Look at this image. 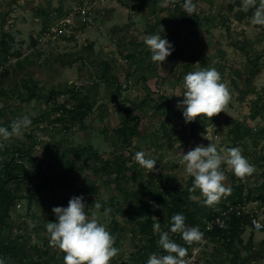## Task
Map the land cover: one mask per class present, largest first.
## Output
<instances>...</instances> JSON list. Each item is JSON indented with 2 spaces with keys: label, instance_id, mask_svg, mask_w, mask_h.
I'll list each match as a JSON object with an SVG mask.
<instances>
[{
  "label": "rangeland",
  "instance_id": "obj_1",
  "mask_svg": "<svg viewBox=\"0 0 264 264\" xmlns=\"http://www.w3.org/2000/svg\"><path fill=\"white\" fill-rule=\"evenodd\" d=\"M162 2L0 0V126L23 115L32 120L23 136L0 150V177L14 151L21 152L16 158L25 167L6 183L18 199L0 224V237L18 247L0 255L5 264H64V253L50 246L45 224L56 221L53 207H67L81 195L88 206L98 200L112 209L110 220L100 217L120 249L110 264H147L153 254L147 249L150 236L139 232L131 211L139 198L155 204L163 184L188 190L192 178L178 161L210 142L239 147L255 166L243 181L222 167L225 184L243 189L245 215L264 225V26L251 24L254 9L243 12L241 0H193L197 10L186 17L180 15L184 0H176V7ZM160 25L162 38L174 47L162 65L152 62L143 44ZM208 67L216 68L230 89L227 113L185 123L177 107L183 97L175 94L183 91L186 73ZM74 86L91 111L77 108L79 115L68 118L63 107H71L68 91ZM61 115L67 117L64 129L51 124ZM127 117L137 127L124 141L117 129ZM137 151L154 159L158 171L140 167ZM115 162L125 168H110ZM189 196L184 207L201 215L207 208L202 198ZM222 203L231 202L226 196ZM157 220L170 235L167 214ZM194 249L196 260L187 264H264V228L249 222L231 243L204 236L191 255Z\"/></svg>",
  "mask_w": 264,
  "mask_h": 264
},
{
  "label": "clouds",
  "instance_id": "obj_2",
  "mask_svg": "<svg viewBox=\"0 0 264 264\" xmlns=\"http://www.w3.org/2000/svg\"><path fill=\"white\" fill-rule=\"evenodd\" d=\"M175 2L176 0H163L161 6L167 7ZM182 7L188 16H192L197 10L193 0H184ZM251 9H254L250 18L251 24L264 26V0H241L243 12L247 13ZM163 32L164 28L160 25L155 34L143 37V44L150 52L152 62L159 65H162L174 50L173 45L166 38H162ZM182 89L183 91H177L175 96L183 97L177 102V107L182 109L185 123L194 122L200 117L211 120L222 112L227 113L232 96L216 68H201L186 73ZM31 125V118L23 115L15 118L8 127L0 126V150L6 147V141L23 136ZM204 138L209 140L207 136ZM134 160L147 173L158 171L156 161L146 158L144 151H137ZM178 163L183 166L185 175L192 178L189 193H195L197 190L200 192V197L190 195L189 199L196 201L202 198L201 203L210 208H215L221 199L232 191L231 187L225 184L227 176L222 166L226 165L242 181L256 172L255 166L243 156L239 147H218L212 142L207 146L197 145L183 153ZM52 212L56 221L47 222L45 228L50 237V246L64 253V264H110L119 254L120 249L114 246L116 236L100 220L101 216L110 220V207H103L98 200L88 206L81 195L72 197L67 207H53ZM153 218L157 221L152 227L154 234L159 235L158 246L167 254L153 253L149 256L147 264H187L188 249L170 239L169 232L162 231L157 218ZM185 221L186 217L182 213L174 214L171 217L170 232L180 234L189 246L202 245L204 233L198 226H187ZM30 226L33 225L30 223ZM0 264H5L3 258H0Z\"/></svg>",
  "mask_w": 264,
  "mask_h": 264
},
{
  "label": "trees",
  "instance_id": "obj_3",
  "mask_svg": "<svg viewBox=\"0 0 264 264\" xmlns=\"http://www.w3.org/2000/svg\"><path fill=\"white\" fill-rule=\"evenodd\" d=\"M178 4H175V7ZM177 9H181V7L178 6ZM180 15L182 17H186L187 13L185 10L180 12ZM77 86H74L69 89V99L71 100V107L70 108H64V111L67 112L68 118H76L79 114V111H77V108L79 109H86L91 111V107L89 104L81 100L80 93L77 90ZM35 95V92L30 94L28 100H31V98ZM76 107V108H74ZM130 115V112L128 113ZM85 116V115H84ZM82 116V118L84 117ZM67 117L60 116L53 120L51 124L55 127H60L62 129L65 128V121ZM130 122L129 118L127 117L126 123L119 127L117 129V133L124 137V141H128L130 136L129 134H133L136 131L137 124L133 127H131L128 123ZM198 129V125L196 123L192 124L191 130L192 132H195ZM129 133V134H128ZM31 138H34L33 132L30 134ZM33 149V148H32ZM21 156V152H15L12 154V158L8 160L7 162L2 164V167L4 168V174L2 177H0V224H3L5 221V218L9 216L10 209L12 205L15 203V201L18 199L17 193L12 192L7 186L6 183L10 179H16L20 177V173L25 172V167L22 163H19L17 158ZM17 157V158H16ZM1 165V164H0ZM113 167H118L119 170L122 168H125L124 163H118L115 162L114 164H110ZM15 167L18 171L17 173H12L11 168ZM189 185L192 186V179L189 181ZM231 194L227 196V201H230L231 204H242L243 203V189L241 187H235L231 188ZM191 193H189L188 190L182 191L178 188L172 186L163 184L162 189L159 190L155 196L154 200L156 201L155 204L152 201H145L141 198H139L136 202V205L134 206L133 210L131 211V214L133 217L137 220V224L139 226L138 230L140 233H142L144 236L149 237L150 240L148 241L147 249L151 251V253H156L160 255H166L162 248L158 246V242L156 239V234L153 232V223L157 222L154 220V216L158 219L161 218V215L163 211L167 216L171 219V217L174 214L182 213L186 217V225L189 227L198 226L199 229L204 233L205 237L214 238L215 236H218L219 238H222L225 242L231 243L236 238H238L244 230V226L249 223V217L246 215L243 216H237L232 215L230 218V224L229 228L227 230L220 229L216 227L213 231H205L203 219H209L214 216H216L220 211L226 209L227 203L218 204L216 206V209L207 207L201 215H194L191 212L188 211L187 208L184 207L185 205V199H188V196ZM195 194L200 195L199 190L195 192ZM184 197V198H183ZM161 206L160 208L158 207ZM164 215V214H163ZM204 217V218H202ZM171 222L168 225V228L170 229ZM170 239H172L174 242L180 244L183 247H186L188 249V256L191 255V248L192 245H187L180 234H170ZM18 244L16 242L10 241L5 242L0 237V255H7V254H13V252L17 249ZM186 257V258H187Z\"/></svg>",
  "mask_w": 264,
  "mask_h": 264
},
{
  "label": "built area",
  "instance_id": "obj_4",
  "mask_svg": "<svg viewBox=\"0 0 264 264\" xmlns=\"http://www.w3.org/2000/svg\"><path fill=\"white\" fill-rule=\"evenodd\" d=\"M245 204H226V209L220 211L216 216L206 219L204 223L205 231H213L216 227L227 230L230 224V218L232 215L243 216L247 213ZM250 225L256 230H261L264 228V225L261 221L255 216L249 218ZM193 251L192 255L186 258V260L194 262L196 260Z\"/></svg>",
  "mask_w": 264,
  "mask_h": 264
}]
</instances>
